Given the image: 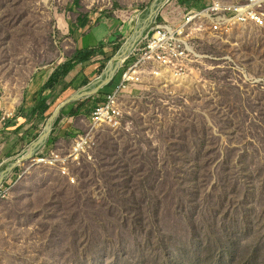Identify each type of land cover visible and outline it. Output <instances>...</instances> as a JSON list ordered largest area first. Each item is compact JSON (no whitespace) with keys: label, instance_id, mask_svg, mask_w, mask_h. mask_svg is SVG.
Listing matches in <instances>:
<instances>
[{"label":"rangeland","instance_id":"rangeland-1","mask_svg":"<svg viewBox=\"0 0 264 264\" xmlns=\"http://www.w3.org/2000/svg\"><path fill=\"white\" fill-rule=\"evenodd\" d=\"M152 1L0 0V107L21 115L37 74L66 63L78 36L108 27L71 83L89 85ZM194 25L215 34L207 13L185 19L184 33ZM192 40L201 42L189 73L124 95L120 128H89L106 94L76 101L85 107L77 129L57 136L56 127L43 148L66 153L88 134L90 150L68 171L40 157L11 171L0 188V264H264V24ZM28 138L17 137L0 170Z\"/></svg>","mask_w":264,"mask_h":264},{"label":"built area","instance_id":"built-area-1","mask_svg":"<svg viewBox=\"0 0 264 264\" xmlns=\"http://www.w3.org/2000/svg\"><path fill=\"white\" fill-rule=\"evenodd\" d=\"M170 1L159 9L153 23L121 62L119 83L111 93L104 96L102 103L91 110L88 119L91 130L102 127L112 130L120 128L123 119L121 99L137 86L160 85L184 78L189 73L190 65L198 61L199 57L198 47L201 41H193L192 33L202 34L203 40L208 36L228 34L234 29L264 24V0H194L191 6V1H185L182 5L178 1L171 5ZM218 3L227 4V12L218 11ZM195 13H207V18L215 25V34H206L201 25H194L192 33H182L184 20ZM139 60L158 63L159 71L138 69ZM138 72H145L146 80H139ZM8 117L9 115H3L0 122ZM91 144L88 134H78L72 139L66 153L60 149L44 152L43 147L35 154V158L57 161L60 169L68 171V164L78 163L81 157L87 155Z\"/></svg>","mask_w":264,"mask_h":264},{"label":"crops","instance_id":"crops-1","mask_svg":"<svg viewBox=\"0 0 264 264\" xmlns=\"http://www.w3.org/2000/svg\"><path fill=\"white\" fill-rule=\"evenodd\" d=\"M106 28L107 29L102 28V27L99 28L96 26L94 28H91L85 35L78 36L75 40V47H76L75 50L92 49L98 46L99 44H102L101 42H103L107 38V36L110 34L108 27ZM80 65L81 64H77L73 66V68L68 72V74L65 77H63L62 80L59 82V84L56 86L53 93L49 94V92H46L48 97L46 98V101H45V106H47V111H45V114H44L45 118L47 117L49 112H51L52 107L55 108L60 102H62L63 100H65L67 97H69L70 95L74 93L73 87L75 84H71V83L73 82L74 79H76L75 74L77 73V69ZM58 66L59 65H57L54 68L46 69L45 72L38 73L36 78L33 80L32 84L26 87L27 94L25 95V98L23 99L22 108L20 107V109L23 110V113L22 112L20 113L21 115L16 114L15 116V112H14L15 109H13L12 111H9V113L7 114L8 111L5 110L4 105L0 107V112H2L3 115H5L4 113L6 112L7 114L6 116L8 115L13 116L11 119H9L8 117L4 122H0V136H1L0 138V167L1 165L5 163L7 159H9L10 156L13 155L14 152H18V147L21 142L18 143L17 137L22 138L24 135V137L28 138V136L31 135V138L30 137L28 138L29 141L32 139H36V137L34 138V136L32 135L36 134L37 129L39 127V122L43 118V117L35 118L36 116L33 115L34 109L36 107V104L39 98L38 93L42 85L47 81L49 76L54 72V70ZM120 70L121 69L119 68L117 72L115 73V75ZM115 75L112 78L111 82L108 85L104 86L102 89H100L98 93L108 94L113 91L114 87L119 83V80H120V77H119V80L117 82H113ZM78 104L79 103L73 102L70 107L66 108L61 113L60 119L58 120L54 128L56 129V127H58L59 129L57 136H60L63 132H68L69 129L72 130L71 127L76 128L78 124L82 121L81 117L83 115L81 114V112L83 111L85 107H82L83 106L82 103L81 105H78ZM80 106L81 108L78 110L76 114L70 115V112H72V110H76ZM70 123H71V126L69 125ZM23 141H25V139ZM24 145L27 146V144L25 143Z\"/></svg>","mask_w":264,"mask_h":264},{"label":"water","instance_id":"water-1","mask_svg":"<svg viewBox=\"0 0 264 264\" xmlns=\"http://www.w3.org/2000/svg\"><path fill=\"white\" fill-rule=\"evenodd\" d=\"M167 1L168 0H153L148 7V11L145 17L135 22V27L131 35L125 40V42L121 45V47L118 49L115 55L108 61L102 74L96 80L91 82L89 85L74 92L72 95L67 97L62 102H60L54 108L52 113L47 117L45 124L39 135L36 137L34 141L30 143L27 152L19 159L11 163H8V165L4 169L0 170V188L7 179L8 175L11 173V171L19 163L33 159L35 154L38 153V151L46 145L53 124L58 118L60 111L65 106L73 102H76L78 100L89 98L97 94L100 89H102L104 86L108 85L111 82L115 73L120 68L121 62L128 56V54L131 52V50L134 48L137 42L142 38L144 33L153 23L154 18L156 17L159 9Z\"/></svg>","mask_w":264,"mask_h":264},{"label":"trees","instance_id":"trees-1","mask_svg":"<svg viewBox=\"0 0 264 264\" xmlns=\"http://www.w3.org/2000/svg\"><path fill=\"white\" fill-rule=\"evenodd\" d=\"M179 1L182 2L185 0H179ZM190 1L191 2L189 3V5L191 6L194 4V0H190ZM94 52H95L94 49L76 50L74 55L70 59L66 60V63L59 65L54 70V72L49 76L47 81L42 85V87L39 90L38 102H37L36 107H35L34 112H33V115L36 116L35 118L44 117L45 111H47V106H45V101H46V98L48 96H47L46 92H49V94L53 93L56 86L59 84V82L62 80V78L65 77L68 74V72L72 69V66L74 64L83 63V62L88 61L90 59V57H92L94 55L93 54ZM97 94H99V93H97ZM74 103H76V102H74ZM71 105H72V103L65 106L60 111L58 118L56 119L55 123L53 124V128H52L51 133L49 135V138L47 140V144L52 142L51 137L54 134V128H55L58 120L60 119L61 113L66 108L70 107ZM80 108H81V106L76 110H72V112H70V115L76 114Z\"/></svg>","mask_w":264,"mask_h":264},{"label":"bare ground","instance_id":"bare-ground-1","mask_svg":"<svg viewBox=\"0 0 264 264\" xmlns=\"http://www.w3.org/2000/svg\"><path fill=\"white\" fill-rule=\"evenodd\" d=\"M218 11H220V12H224L223 9H222L219 5H218ZM195 18H196V13L193 14V15H190V16H189V19H187V24L190 23V22H192ZM183 28H184V27H182V33H184V29H183ZM141 63L149 64V63H147L146 60H139V61H138V65L141 64ZM152 64H158V63H152ZM158 65H159V64H158ZM36 159H37V157L35 158V156H34V158L31 159V160H32V162H33V161L36 160ZM39 161H40V162H45V159L42 158V157H40ZM56 163H59V162H57V161H50V164H51V165H54V164H56Z\"/></svg>","mask_w":264,"mask_h":264}]
</instances>
